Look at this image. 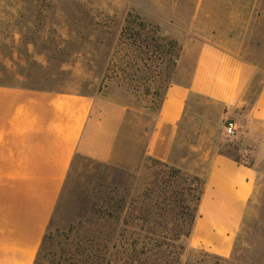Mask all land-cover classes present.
I'll return each mask as SVG.
<instances>
[{"label":"rangeland","instance_id":"rangeland-1","mask_svg":"<svg viewBox=\"0 0 264 264\" xmlns=\"http://www.w3.org/2000/svg\"><path fill=\"white\" fill-rule=\"evenodd\" d=\"M203 44L264 75V0H0V86L124 110L119 151L133 163L76 160L39 264H264V123L248 130L243 113L193 95L170 159L145 157L184 51ZM228 152L256 171L232 253L172 247L198 216L212 157Z\"/></svg>","mask_w":264,"mask_h":264},{"label":"crops","instance_id":"crops-1","mask_svg":"<svg viewBox=\"0 0 264 264\" xmlns=\"http://www.w3.org/2000/svg\"><path fill=\"white\" fill-rule=\"evenodd\" d=\"M194 50L179 61L145 157L170 159L193 95L220 101L228 114L243 113L248 130L264 123L260 70L209 44ZM97 103L82 95L0 86V264H34L78 158L133 166L119 151L124 110H100ZM255 180L252 167L220 153L212 157L190 248L220 257L232 253Z\"/></svg>","mask_w":264,"mask_h":264},{"label":"trees","instance_id":"trees-1","mask_svg":"<svg viewBox=\"0 0 264 264\" xmlns=\"http://www.w3.org/2000/svg\"><path fill=\"white\" fill-rule=\"evenodd\" d=\"M220 154H223V155H226V156L231 157V158H232L233 160H235L238 164H244V163L241 161L240 158L233 156L230 152H228V153H220ZM149 158H151V157H149ZM151 159H154V158H151ZM102 164H104V163H102ZM104 165H107V164H104ZM177 172L180 173V170H177ZM195 218H196V217H195ZM194 220H195V219H194ZM193 223H194V221H193ZM192 229H193V226H192V228H191V231L189 232V235L185 234V233L182 232V231H180L179 233H176L175 236H174V238H170V239H169V241H170L171 243H173L171 246H172V247H175L176 245L178 246V244H179V245H180V246H179V250L184 249L185 247H184V245H183L182 242L185 241V240L188 241V238H189V236H190V234H191V232H192ZM47 239H48L47 235H44V238H43V240H42V243H41L40 248H39V250H38V253H37V255H36V258H35L34 264H39L40 257H41V252H42L43 249L45 248V245H46ZM166 245H168V244H166ZM181 257H182V255L179 254V256H178V258H177V260H176L177 264H179V263L181 262ZM176 262H175V263H176Z\"/></svg>","mask_w":264,"mask_h":264},{"label":"built area","instance_id":"built-area-1","mask_svg":"<svg viewBox=\"0 0 264 264\" xmlns=\"http://www.w3.org/2000/svg\"><path fill=\"white\" fill-rule=\"evenodd\" d=\"M225 129V136L228 138H234L237 136V127L234 122H227L224 127Z\"/></svg>","mask_w":264,"mask_h":264}]
</instances>
